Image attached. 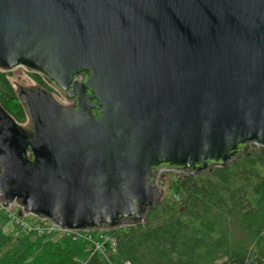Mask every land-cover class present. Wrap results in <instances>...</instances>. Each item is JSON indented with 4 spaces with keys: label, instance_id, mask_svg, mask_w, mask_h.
<instances>
[{
    "label": "water",
    "instance_id": "95a60500",
    "mask_svg": "<svg viewBox=\"0 0 264 264\" xmlns=\"http://www.w3.org/2000/svg\"><path fill=\"white\" fill-rule=\"evenodd\" d=\"M0 200L70 231L143 221L155 169L199 173L264 144V0H0Z\"/></svg>",
    "mask_w": 264,
    "mask_h": 264
},
{
    "label": "trees",
    "instance_id": "16d2710c",
    "mask_svg": "<svg viewBox=\"0 0 264 264\" xmlns=\"http://www.w3.org/2000/svg\"><path fill=\"white\" fill-rule=\"evenodd\" d=\"M4 82L10 92L0 90V104L23 123L24 107ZM165 173L171 198H160L141 223L104 230L111 242L99 231L25 235L0 264H264V144L246 143L233 160L199 173ZM7 219L0 209V240Z\"/></svg>",
    "mask_w": 264,
    "mask_h": 264
},
{
    "label": "built area",
    "instance_id": "2783aa9c",
    "mask_svg": "<svg viewBox=\"0 0 264 264\" xmlns=\"http://www.w3.org/2000/svg\"><path fill=\"white\" fill-rule=\"evenodd\" d=\"M0 209L7 214V224L5 225V230L8 233L16 238H20L25 235L33 236H50V237H60V236H72L76 237H89L90 232L99 231L100 238L108 241H112L107 235L104 234V229L102 230H78L70 231L62 229L52 223L51 221L37 217L35 215L24 212L18 205L11 203L8 206L4 207L0 200ZM103 233V234H102ZM95 249L102 252L103 246L97 243Z\"/></svg>",
    "mask_w": 264,
    "mask_h": 264
},
{
    "label": "rangeland",
    "instance_id": "374dc122",
    "mask_svg": "<svg viewBox=\"0 0 264 264\" xmlns=\"http://www.w3.org/2000/svg\"><path fill=\"white\" fill-rule=\"evenodd\" d=\"M4 80L8 81L14 90L16 91L17 85L21 87L28 88L29 84H34V81L30 75L27 74L21 68L12 69V71L8 72H1L0 71V90L3 92H10L9 89L6 87ZM172 173H161L159 180L163 181V185H160L159 188L161 190L160 198H171L172 191L169 190L168 185L170 183V178ZM2 232L6 233V237L0 240V258L6 254L7 251L13 249V247L17 246L16 237L10 235L7 230H5L4 223L2 224ZM34 238V236H32Z\"/></svg>",
    "mask_w": 264,
    "mask_h": 264
},
{
    "label": "flooded vegetation",
    "instance_id": "af4514ba",
    "mask_svg": "<svg viewBox=\"0 0 264 264\" xmlns=\"http://www.w3.org/2000/svg\"><path fill=\"white\" fill-rule=\"evenodd\" d=\"M17 68H21L23 69L24 71L27 72L28 75H30L34 81V84H29L30 86L29 87H36V86H41V87H44L46 88L49 92H51V94L56 98L58 99L59 101L63 102L66 106L68 107H73L75 105V100L74 99H69V101L67 102H64V98L63 96L57 92L55 89H53L52 87L48 86L44 79L42 78L41 75L37 74V73H33V72H29L27 70H25L24 68L22 67H16L14 69H17ZM12 71V70H11ZM167 171H173V170H167V169H164L163 166H158L156 169H155V174H156V181L159 180V177L161 176V173H164L167 172Z\"/></svg>",
    "mask_w": 264,
    "mask_h": 264
}]
</instances>
